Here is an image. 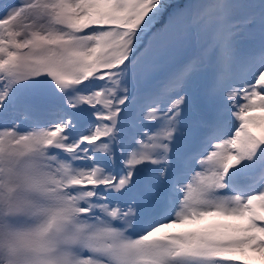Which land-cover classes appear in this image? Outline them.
<instances>
[{"label": "snow or ice", "instance_id": "1", "mask_svg": "<svg viewBox=\"0 0 264 264\" xmlns=\"http://www.w3.org/2000/svg\"><path fill=\"white\" fill-rule=\"evenodd\" d=\"M0 264H264V0H0Z\"/></svg>", "mask_w": 264, "mask_h": 264}]
</instances>
